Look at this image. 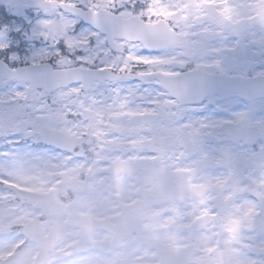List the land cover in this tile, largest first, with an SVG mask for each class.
<instances>
[{
	"label": "rangeland",
	"instance_id": "rangeland-1",
	"mask_svg": "<svg viewBox=\"0 0 264 264\" xmlns=\"http://www.w3.org/2000/svg\"><path fill=\"white\" fill-rule=\"evenodd\" d=\"M244 1L233 0V5L220 9L216 5L220 0L212 7L203 5L202 0H173L164 10L177 13L171 19L179 23L183 34L207 38V47L212 49L232 44L224 15L231 14L233 24L241 22V17L250 19L256 14L257 9L250 13ZM13 3L0 0V4ZM185 6L187 21L181 19ZM225 9L229 13H224ZM252 22L255 30L251 23L243 25L248 29V39L258 40L264 32L258 20ZM55 23L71 28L67 16ZM34 44L36 49L43 47L40 40ZM28 49L29 42H21V55ZM263 49L252 45L246 52L238 51L234 55L241 58V65L226 61L225 68L247 72L251 65L243 61L244 56L253 63ZM180 54L179 49L170 50L166 55L171 59L153 62L147 71L176 70ZM86 55L83 51L73 52L74 57ZM103 59L105 54L101 52L97 64ZM106 59L119 67V54L111 53ZM72 67L91 68L73 61L66 62L63 69ZM129 68L137 66L129 62ZM147 84L96 85L89 94L75 86L56 94L55 102L52 96L46 98L58 115L54 130L79 139L87 151H93L92 158L84 151L73 156L77 158L63 157L40 146L38 138L28 137L27 124L42 126L37 120L41 114L34 107H25L13 117L24 121L15 128L17 134L9 135L0 128V263L5 256L19 251L16 264H33L38 249L23 245L22 228L43 221V234L56 232L60 237L58 253L52 258L58 264H123L124 260L130 264H158L160 251L184 253L209 264H249L223 228L229 213L219 209L218 197L220 192L230 190L224 201L227 203L243 191L246 203H250L247 194L257 189H240L228 182L218 184L217 177L224 179L222 169L202 157L189 158L185 146L190 133L186 134V125L177 122L192 114L172 108L155 84ZM29 103L39 105L40 100ZM217 104H221L219 100L208 105L209 115L226 118L229 112L217 111ZM221 105L227 107V102ZM244 106L242 102L234 105L236 109ZM163 140L169 143L160 145ZM208 147L211 149L213 144ZM92 172L97 175L77 185L81 174L90 176ZM70 190L77 201L62 203L72 198ZM79 192L82 194L78 197ZM205 209L209 211L207 217L202 215ZM213 212H219L216 219L211 217ZM195 222L197 226H193ZM219 237L221 244L216 242ZM79 250L88 255L81 256Z\"/></svg>",
	"mask_w": 264,
	"mask_h": 264
},
{
	"label": "snow or ice",
	"instance_id": "snow-or-ice-1",
	"mask_svg": "<svg viewBox=\"0 0 264 264\" xmlns=\"http://www.w3.org/2000/svg\"><path fill=\"white\" fill-rule=\"evenodd\" d=\"M202 2L212 7L216 0ZM259 3L252 19L258 20L264 32V0ZM0 5L3 6L0 10V128L9 135L17 134L15 128L24 124L13 117L25 107H34L41 114L37 120L42 127L34 130L33 135H55L54 122L58 115L46 98L56 90L57 74L66 62L90 66L101 74L132 72L131 62L137 68L141 65L144 68L134 72L131 78L154 80L158 77L147 71L148 66L171 59L166 55L170 47L181 48L175 61L177 69L163 74L171 79L167 87H162L172 108L192 114L186 120L182 116L177 122L186 125V134L190 133L185 151L189 158L202 157L222 169L224 179L217 177L218 184L228 182L240 189H257L250 193L255 196L250 203H246L243 191L225 203L230 195V190L226 189L219 193L218 207L229 213L223 228L238 245L242 258L249 264H264V115H256L264 112V68L249 66L247 72L240 73L225 68L226 61L241 65V58L234 55L238 51L246 52L252 45L264 48V35L258 40L248 39V29L233 26L232 15L226 14L224 22L232 44L209 49L207 38L196 33L193 36H197L198 41L191 37L178 41L175 29L169 27L177 13L165 11L163 7L156 9L148 5L137 11L134 4L119 0H91V3L82 0L79 5L68 0H14L11 6ZM69 9H78L79 14L69 13ZM224 13L229 10L225 9ZM65 15L74 17L71 28L68 24L55 23ZM181 19L188 20L187 6ZM82 20L90 27L77 31ZM36 40L42 41L43 47L36 49ZM23 41L29 42V49L21 55L19 48ZM113 50L119 53L118 68L115 62L106 59ZM74 51L87 55L74 57ZM101 52L105 59L97 64ZM243 61L252 64L246 55ZM37 99L39 105L29 103ZM52 99L55 102L56 96ZM218 100L227 102V107L217 104V111L229 112L226 118L196 115L208 103ZM242 101L246 102L245 106L236 109L234 105ZM196 105L202 107H194ZM210 143L213 144L211 149ZM218 214L211 213L213 217ZM202 215L209 216V211L205 209Z\"/></svg>",
	"mask_w": 264,
	"mask_h": 264
},
{
	"label": "water",
	"instance_id": "water-1",
	"mask_svg": "<svg viewBox=\"0 0 264 264\" xmlns=\"http://www.w3.org/2000/svg\"><path fill=\"white\" fill-rule=\"evenodd\" d=\"M106 73L103 74H99V73H94V72H84L81 70H73V71H69V72H59L57 74V88L55 91L59 90V89H63V88H67L70 85L73 84H79L78 82L84 84V90L85 91H89L92 84L95 81L100 80L101 83H104L105 81H115L114 78H102V76H104ZM164 87L168 86V82H166L165 84H163ZM54 91V92H55ZM42 139L44 140V142L50 146H55L58 149H62L64 151H69V149H72L71 144H68L69 140L67 138H65L62 135H58L55 134L54 136L49 134V135H41ZM68 141V142H67ZM62 143V144H61ZM31 231L34 230L33 232V239H31L32 241L38 243V244H42V240L38 239L37 236V230H39L38 225H32L30 226ZM29 228V229H30ZM36 234V236H35ZM47 241H44L46 243L50 242V244H54L56 240L52 239H46ZM164 258V259H163ZM197 262H193L190 259H187L183 256H179V257H173L168 253L162 254L161 255V264H195ZM199 264V263H197Z\"/></svg>",
	"mask_w": 264,
	"mask_h": 264
},
{
	"label": "flooded vegetation",
	"instance_id": "flooded-vegetation-1",
	"mask_svg": "<svg viewBox=\"0 0 264 264\" xmlns=\"http://www.w3.org/2000/svg\"><path fill=\"white\" fill-rule=\"evenodd\" d=\"M119 1H120V3H125V4L128 3L125 0H119ZM136 1L139 2L138 6H137V11H139V9L142 7H146V5H145L146 1H144V0H136Z\"/></svg>",
	"mask_w": 264,
	"mask_h": 264
}]
</instances>
